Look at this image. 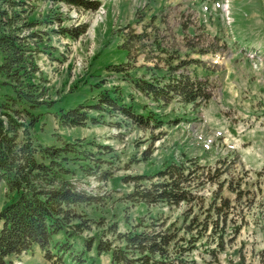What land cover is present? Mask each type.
<instances>
[{
  "label": "rangeland",
  "instance_id": "rangeland-1",
  "mask_svg": "<svg viewBox=\"0 0 264 264\" xmlns=\"http://www.w3.org/2000/svg\"><path fill=\"white\" fill-rule=\"evenodd\" d=\"M80 1L18 5L25 63L1 77V115L33 155L35 188L80 195L61 203L72 216L54 239L84 261L51 241L0 264H115L98 239L137 259L125 236L140 232L184 264H264V0ZM182 73L210 97L139 86ZM14 196L0 178V210Z\"/></svg>",
  "mask_w": 264,
  "mask_h": 264
},
{
  "label": "trees",
  "instance_id": "trees-1",
  "mask_svg": "<svg viewBox=\"0 0 264 264\" xmlns=\"http://www.w3.org/2000/svg\"><path fill=\"white\" fill-rule=\"evenodd\" d=\"M24 1L0 0V178L3 179L9 190L15 191L14 198L0 210V259L9 254L23 252L33 244L45 249L53 241V247L59 251L74 257L76 260L84 261L83 256L85 254L83 253V256L80 257L79 250L74 251L73 246L68 242L69 240L54 239V236L61 231L68 232L64 227L67 225V220L72 216L68 209H63L60 206L61 203L76 202L80 199V195L69 191L66 187L60 190L50 189L49 191L35 188L30 177L37 165L33 155L28 152L25 145L18 147L16 135H13L16 128L15 123L10 117L4 122L1 115V112L5 114V107H9L5 98L3 99L5 89H3L1 77L22 73L20 69L23 66L21 64L25 63V58L22 55L24 47L18 33L23 21L20 20L19 9L17 8ZM84 1L81 0L80 2L89 1L92 8L98 6L97 0ZM206 83L207 81L182 73L167 83L166 87L144 81L139 86L156 95L162 93L166 99L177 98L187 103L210 97L209 92L205 90ZM119 105L130 117H133V114L138 117V114L130 107L131 105ZM174 192L171 187L168 190L164 189L160 194L163 197L176 196ZM145 195L151 194L148 191ZM75 224V226H80L78 223ZM69 234L71 238V231ZM158 236L160 235L144 232L125 236L126 245L141 249V256L137 259L128 257L129 249L124 254L122 250L111 249V245L99 239L95 250L99 252L111 250L112 261L115 264H184V260L175 256L170 249L165 251L163 244L167 243L166 236H161L160 241H157ZM155 254H158V257ZM46 256L48 257V253Z\"/></svg>",
  "mask_w": 264,
  "mask_h": 264
}]
</instances>
